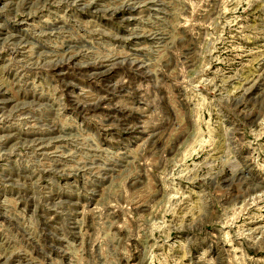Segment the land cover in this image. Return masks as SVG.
<instances>
[{
    "label": "rangeland",
    "instance_id": "1",
    "mask_svg": "<svg viewBox=\"0 0 264 264\" xmlns=\"http://www.w3.org/2000/svg\"><path fill=\"white\" fill-rule=\"evenodd\" d=\"M0 264H264V0H0Z\"/></svg>",
    "mask_w": 264,
    "mask_h": 264
}]
</instances>
